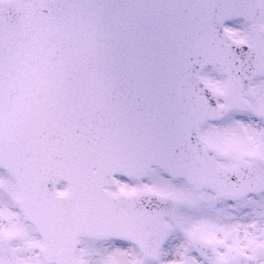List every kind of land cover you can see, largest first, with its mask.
Instances as JSON below:
<instances>
[{"label": "snow or ice", "instance_id": "1", "mask_svg": "<svg viewBox=\"0 0 264 264\" xmlns=\"http://www.w3.org/2000/svg\"><path fill=\"white\" fill-rule=\"evenodd\" d=\"M89 7L101 13L108 8L95 4ZM115 7L120 16L108 25L111 37L106 52L87 72L95 101L82 119L88 122L90 132L99 121L102 130L133 161L158 160L161 164L153 169L151 177L121 174V180L126 183L138 179L141 185L164 190L177 188L176 173L184 158L194 151L199 153L203 141L210 140L225 153L218 157L206 152L213 166L217 161L235 165L231 173L225 172L228 181L235 178L259 186L255 196L248 197L236 211L243 219L258 213L256 220L264 228V32L258 36L255 52L251 41L228 43L225 75L230 78V91L227 97L217 96L201 78L208 66L201 56L207 52L196 51L186 38L182 39L180 16L193 5L165 6L163 12L146 7L149 14L143 20L129 17L125 7ZM242 20L235 16L216 25L217 35ZM96 191V198L82 216L84 223L118 226L126 221L158 234L169 216L182 214L188 224L194 220L192 212L177 208L172 201L160 202L151 210L143 208L147 215L137 217L136 201H110L102 188ZM140 199L142 202L144 197ZM147 199L158 200L155 196ZM224 203L231 205L234 201ZM131 243L124 237L111 236L105 246L120 251ZM165 243L173 246L172 241ZM171 255L169 251L164 259ZM242 264H264V245Z\"/></svg>", "mask_w": 264, "mask_h": 264}, {"label": "water", "instance_id": "2", "mask_svg": "<svg viewBox=\"0 0 264 264\" xmlns=\"http://www.w3.org/2000/svg\"><path fill=\"white\" fill-rule=\"evenodd\" d=\"M23 1L27 3V0H0V13L10 12L11 16V11L15 10V4ZM168 2L171 5L194 6L187 12L182 11L180 16L182 39L186 38L188 45L196 51L207 52L206 56H201L203 63L212 67L218 65L223 71L226 70L229 60L224 41L228 38L224 31L217 35L216 25L235 16L248 19L254 13L250 6H246L249 4V0H188V3L183 0L179 4L172 0H165L164 4L166 5ZM121 5V2H113L112 10L105 19L115 21L119 13L115 12V6ZM146 7H151L157 12H163L165 8L157 0H129V17L143 20L149 14L145 11ZM92 13L98 15L100 12L92 11ZM17 23L18 25L14 26L16 27L14 31H11L6 27L8 16L5 23L0 19V42H3L0 43V166L10 172L18 180L21 188H24L23 176L29 166L33 163L39 169L43 168L42 145L44 141L41 139L42 133L38 139H32L29 136L38 132L32 128L39 129V125L44 122V102L52 100L51 92L46 89L62 86L71 89L75 88L78 83L76 77L58 76V69L54 70L53 65L47 60L50 57L49 35L38 28L31 27L26 20V13L18 16ZM66 41L68 42V36ZM232 44L239 45L241 43ZM255 51L256 49H254ZM10 60H12L16 72H10ZM80 72L81 84L91 85L86 79L88 68L84 62L81 63ZM95 142V138L82 136V144L88 151L89 148L92 150L109 149L107 144L103 146L97 145ZM206 152L201 149L199 153L194 151L187 155L180 165V170L176 173L177 179H185L198 187H204L210 182L212 189L216 190L218 195L224 196L223 192L227 191L225 181H228L225 172H231L213 168L208 162L210 159ZM153 166L159 168L160 161L145 162L146 175ZM82 173L83 180L91 181L93 179L91 170L83 168ZM108 173L111 172L107 171L105 175ZM101 177L102 175L98 180ZM231 188L233 192H236V195L242 194V192L243 194L247 193L246 190H252L255 193L259 191V186L256 184L241 187L237 183H232ZM91 192L85 193L81 202L74 198L73 190L65 197L54 194L44 201L33 204L21 200L19 205L26 219L33 223L39 229L42 237L46 239L45 244L53 246L62 242L63 251L68 254L74 247L72 241L91 231L90 223H86V225L82 221L85 210L95 199L90 194ZM163 201L171 200L167 197H158L155 203L157 205ZM48 215L54 217V220L60 221V225L49 228V232L43 224ZM48 251L57 253L52 249L44 250V253Z\"/></svg>", "mask_w": 264, "mask_h": 264}, {"label": "flooded vegetation", "instance_id": "3", "mask_svg": "<svg viewBox=\"0 0 264 264\" xmlns=\"http://www.w3.org/2000/svg\"><path fill=\"white\" fill-rule=\"evenodd\" d=\"M204 81L209 87L216 91L225 92L227 79L221 72H205ZM205 145L213 147L222 157L223 151L210 140H204ZM217 164L224 168H231L235 165H228L221 161ZM133 184L136 187H133ZM177 188L164 190L163 188L147 187L139 184L136 180H128L126 183L118 180L115 187L110 189L112 194H123L131 197L147 192L159 195H169L177 202V208L189 210L194 214L191 224L185 222L182 214L173 216L169 221L171 234L168 241L173 242L170 247L168 243L154 254V259L147 257L142 248H136L133 244L124 246L120 251L106 247V240L80 239L78 246L72 255L69 264H111L118 260L120 264H242L248 257L258 254L264 245V228L258 226V222L249 215L246 219H235L232 215L241 204L247 202V198L234 201L231 205H225L223 199L211 190H197L183 181H176ZM61 194L68 190L66 184L58 186ZM252 197V196H250ZM227 211V212H226ZM132 230L144 235L145 228L132 224ZM31 231L24 230L9 232L6 235V250H1L0 261L2 264H52L45 260L42 250L43 244L36 230L28 225ZM13 234L26 235L24 241H11ZM20 237V238H21ZM29 242V244H26ZM150 249L155 248V238L148 240ZM1 245V244H0ZM172 255L164 259L169 253ZM98 253V254H97ZM17 259L9 262L12 255ZM63 264H66L65 258Z\"/></svg>", "mask_w": 264, "mask_h": 264}, {"label": "rangeland", "instance_id": "4", "mask_svg": "<svg viewBox=\"0 0 264 264\" xmlns=\"http://www.w3.org/2000/svg\"><path fill=\"white\" fill-rule=\"evenodd\" d=\"M230 29V28H229ZM231 36L235 40H245L250 41L251 35L248 32V27L246 25L237 24L230 29ZM16 188L14 189V184L9 177L0 173V246L1 250H6V235L11 231L24 230L30 232L31 230L27 227L28 225L24 222L19 209H16ZM227 212V211H226ZM256 215L253 218L256 219ZM232 218L241 219L239 212L237 211L232 215ZM258 222V221H257ZM259 226V223H258ZM260 227V226H259ZM26 244H29L27 242ZM17 259L13 254L9 259V262ZM0 264L1 261H0ZM10 264V263H9Z\"/></svg>", "mask_w": 264, "mask_h": 264}]
</instances>
